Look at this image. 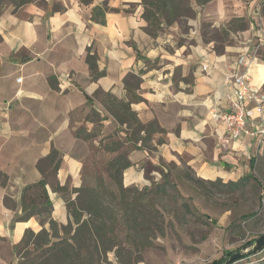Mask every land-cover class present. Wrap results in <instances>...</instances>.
I'll return each instance as SVG.
<instances>
[{"label": "crops", "instance_id": "crops-1", "mask_svg": "<svg viewBox=\"0 0 264 264\" xmlns=\"http://www.w3.org/2000/svg\"><path fill=\"white\" fill-rule=\"evenodd\" d=\"M246 71L264 91V0H0V264H16L27 229L50 228L20 216L52 163L60 224L54 186L75 198L103 154L130 160L124 184L140 188L171 165L225 182L253 173L264 136L232 138L211 112L229 109Z\"/></svg>", "mask_w": 264, "mask_h": 264}, {"label": "trees", "instance_id": "trees-1", "mask_svg": "<svg viewBox=\"0 0 264 264\" xmlns=\"http://www.w3.org/2000/svg\"><path fill=\"white\" fill-rule=\"evenodd\" d=\"M4 1H9L18 8L32 0ZM81 1L86 4L91 2V0ZM52 156H55L54 152ZM130 163L125 156L118 155L107 163L108 179L100 178L96 185L83 184L76 188V197L67 199L69 212L67 224H60L51 216L52 201L47 191L48 174L40 181L25 187L22 195L23 214L20 218L27 220L36 216L40 218L41 223L48 222L50 228L44 227L37 233L27 229L22 242L18 245V250L21 246L33 244L35 250L41 251L39 259L43 258V260L39 264H100V261L106 259L110 252H113L122 264H137L143 261L144 250L151 247L154 240L165 232L166 217L152 201L167 191L166 186L170 181L166 174H163L164 182L156 183L154 188L144 187L143 190H139L137 186H125L123 174ZM58 166V163H52L54 173ZM194 179L199 183L207 181L233 188L240 185L246 187L251 179L260 186L262 184L254 173L247 174L237 181L228 182L222 179L206 180L200 177ZM54 188L66 190L59 184ZM107 198L110 199L111 207L106 202ZM176 204L184 211L185 216L197 215V207L187 199L183 198L181 201L176 199ZM256 239L236 249L240 251L243 247H250L242 258L250 257L263 250V248L257 251L252 250ZM236 250L229 251L228 256L238 252ZM227 259H216L207 264H220ZM30 260L34 263L32 258ZM31 262L29 263L32 264ZM249 264H264V259Z\"/></svg>", "mask_w": 264, "mask_h": 264}, {"label": "rangeland", "instance_id": "rangeland-1", "mask_svg": "<svg viewBox=\"0 0 264 264\" xmlns=\"http://www.w3.org/2000/svg\"><path fill=\"white\" fill-rule=\"evenodd\" d=\"M101 157L93 159L86 167L82 185L93 186L100 178L108 179L107 164H104L108 157L104 154ZM167 169L164 172L170 181L166 186L167 191L152 201L166 217L165 232L144 250V260L137 264H207L216 259H227L229 251L264 235V155L256 162L253 171L261 181V186L253 179L246 187L240 185L236 188L207 181L199 183L194 179L198 177L195 172L186 166H170ZM48 171L49 180L55 184L56 172H53L52 165L48 166ZM162 182L163 177L145 187L154 188L156 183ZM65 188L63 191L70 199L71 189ZM143 189L139 187V190ZM183 198L197 207L196 216H185L176 204V199L181 201ZM106 202L111 207L110 199L107 198ZM241 250L246 253L250 247ZM18 251L16 264H30V258L34 260L32 264H39L43 260L39 259L41 251L35 250L33 244L21 246ZM262 259L264 248L260 253L241 258L233 264L256 263ZM100 264L122 263L110 252Z\"/></svg>", "mask_w": 264, "mask_h": 264}, {"label": "built area", "instance_id": "built-area-1", "mask_svg": "<svg viewBox=\"0 0 264 264\" xmlns=\"http://www.w3.org/2000/svg\"><path fill=\"white\" fill-rule=\"evenodd\" d=\"M246 63L248 64V59L245 60L244 64ZM233 77L234 92L230 96L229 109L225 112L212 110V116L215 120L225 123L232 138L237 139L242 135L263 137L264 91L250 81L248 71L236 72ZM18 80L21 81L22 78Z\"/></svg>", "mask_w": 264, "mask_h": 264}, {"label": "water", "instance_id": "water-1", "mask_svg": "<svg viewBox=\"0 0 264 264\" xmlns=\"http://www.w3.org/2000/svg\"><path fill=\"white\" fill-rule=\"evenodd\" d=\"M264 248V235L258 237L253 246H252V250L253 251H257V250H260ZM249 251V250H248ZM247 252V251H246ZM244 251H239V252H236L234 254H232L226 261L220 263V264H233L234 262H236L237 260L241 259L242 256L244 255Z\"/></svg>", "mask_w": 264, "mask_h": 264}]
</instances>
